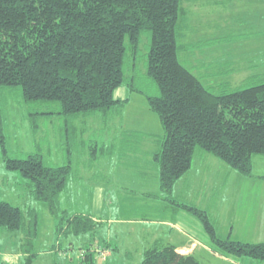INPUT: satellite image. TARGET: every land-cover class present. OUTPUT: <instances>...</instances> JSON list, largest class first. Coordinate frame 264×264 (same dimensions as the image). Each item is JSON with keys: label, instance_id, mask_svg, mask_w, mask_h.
<instances>
[{"label": "trees", "instance_id": "16d2710c", "mask_svg": "<svg viewBox=\"0 0 264 264\" xmlns=\"http://www.w3.org/2000/svg\"><path fill=\"white\" fill-rule=\"evenodd\" d=\"M181 10V0H0V91L19 87L23 103L32 106L33 120L57 115L67 126L80 115L119 116L127 102L114 97L120 86L144 95L164 130L153 161L165 196L190 169L195 150L251 177L252 157L264 155V80L221 94L203 84L178 58ZM144 32L151 36L145 75L157 87L154 95L124 72L127 56L137 54ZM51 106L58 108L51 111ZM2 110L0 104V155L6 171L19 173L32 198L47 207L59 239L93 236L99 224L90 216L59 207V196L72 179V146L66 139L71 129L64 131L67 151L61 166L47 165L39 153L11 158ZM178 206L200 222L216 253L264 264V243L222 239L206 211ZM26 216L28 221L21 208L0 198V230L23 235L21 264H32L40 224L35 209L29 208ZM90 245L79 264H97ZM139 264L199 263L166 246L145 251Z\"/></svg>", "mask_w": 264, "mask_h": 264}, {"label": "rangeland", "instance_id": "374dc122", "mask_svg": "<svg viewBox=\"0 0 264 264\" xmlns=\"http://www.w3.org/2000/svg\"><path fill=\"white\" fill-rule=\"evenodd\" d=\"M181 8L177 28L180 29V36L177 38L178 57L203 84L214 86V92L221 94L248 85L253 81L264 80V0H181ZM150 38L149 32L141 35L137 54L129 53L124 72L126 77L135 75V85L141 87L147 94L154 95L158 92L157 87L145 75ZM204 61L210 65L207 70H203L200 66L204 65ZM223 61L228 65L221 66ZM133 66L135 71H133ZM220 83L223 87H218ZM114 97L127 100L119 116L111 112L105 116L100 112L88 117L80 115L67 126V123L57 115L33 120L29 116V112H34L32 106L29 107L23 103L19 87L0 91L5 144L11 158L21 159L39 153L47 165L61 166L66 162V139L70 142L72 180L68 183L65 192L59 196L61 210H66L68 213H92L93 204L91 205V202L95 201L94 206L97 207L101 201L95 198L97 194L94 191L102 189V186H96L98 183L107 186L110 178L115 185L119 184L123 182L122 171H126L130 179L140 172L146 174L147 171L152 174L153 156L149 157V155L159 150L164 135L160 119L149 109L147 99L142 94L130 93L124 86H120L114 91ZM57 108L58 106H51L49 109L54 111ZM33 124H37L36 127ZM67 127L71 129L69 133L71 137L66 138L64 131ZM121 140L124 143L122 151L118 143ZM195 151L191 171L198 178L196 189L201 192L202 196L208 195L209 200L210 195H217V205L214 209H210L201 207L197 201L193 200L194 207L206 211L212 223H214L213 219L215 220L216 223L213 226L222 234L221 236L226 237L227 233L231 232V228L232 236H239L238 219L240 216L253 213V207L260 198L258 190H245L242 182H247L258 174H264V164L262 166L258 164V158H256L263 155L253 157L252 177H244L214 156L208 154L209 156L202 160L197 156L201 152ZM120 152L125 159L122 160L125 163V165L122 163V166L116 163ZM94 155L98 160L95 167H93ZM200 160L203 164L204 160H210L207 165L212 168L205 170V168L198 167ZM130 162L132 164H126ZM133 163L138 164L139 168H135ZM225 169L234 176L230 175V172L226 173ZM155 177H157L156 169ZM25 183L19 173L6 171L0 155V198L21 208L27 221L29 220L26 216L28 209L36 210L40 224L35 243L36 250L44 251L47 246L55 242L60 243L61 249L64 250V252L55 251L53 257L41 253L43 257H38L33 264H51L54 259L60 264H68L70 261L79 263L83 247H89L91 244V249L94 247L95 251L93 243L99 241L98 236L95 238L94 236L78 238L68 236L62 239L54 237L52 216L43 203L32 198L30 188ZM225 185H229L228 189L224 188ZM93 188L94 191H92ZM244 193L254 195V200L246 204L245 199L241 200V195ZM101 208L103 206H100ZM129 218H131L130 215ZM225 219L233 220V225L228 226ZM123 224L119 225L125 226L130 231L136 229L135 239L141 243L143 239L138 237L141 228ZM144 225L150 224L145 223ZM21 238L23 239L21 233L0 230V256L3 252L17 253L21 256L17 264H21L26 256L21 249L25 241ZM129 238H131L130 235ZM248 238L259 240L255 238L254 233H250ZM207 239L209 241L208 237ZM70 243L74 249L66 255L65 250ZM138 248L143 247L141 245ZM120 254L123 255V252L121 251ZM140 254H133V261H129L130 264H137L138 259H141ZM206 254L210 259L204 264H226L213 253L207 251ZM97 256V264L104 263L107 257L110 258L109 256L101 257L99 253ZM109 260L111 261L112 257ZM122 260L124 259L120 256H115L114 264L124 262Z\"/></svg>", "mask_w": 264, "mask_h": 264}, {"label": "crops", "instance_id": "0c3cea01", "mask_svg": "<svg viewBox=\"0 0 264 264\" xmlns=\"http://www.w3.org/2000/svg\"><path fill=\"white\" fill-rule=\"evenodd\" d=\"M221 63V66L228 65L227 63H225V61ZM182 64L184 65V63ZM202 65L203 64H201L200 66L203 68V70H207L210 67V65L206 63V61H204V65ZM118 143H120L119 149H121L122 151V144L124 143L122 142V140L118 141ZM119 149L117 151H119ZM155 152L156 151H154L153 154ZM202 153L203 152L198 153L197 155L202 160L209 156L206 153ZM153 154L149 155V157L153 156ZM194 154L192 157V162L194 161ZM119 155V161L117 160L116 163L120 164L121 166L123 164L125 165V163L122 162V160H125L123 154H121L120 152ZM253 157L252 164L254 163ZM256 158H258L257 163L261 164L262 166V164H264V155ZM149 162L151 163V161ZM192 162L190 169L174 184L170 196L163 195L160 190L158 168L154 161L153 163H151L153 164L152 174L147 173V171L146 174L144 172H140V174L137 173L134 178L133 176H131L133 179H130V176H127L126 171H122L123 173L121 178L123 182L115 185L109 178L107 181L109 182V184L107 186H103L98 183L96 186H102V189H96L94 191L93 188L92 191L97 194L95 198H99V200H101L99 202V205L97 206L99 208L94 206L96 204V202L94 201L91 202V205L93 204L92 213L74 212L70 214L88 215L93 219V221L99 224V229L93 235V238H95V236L99 237V241L97 243H93L96 248L95 251L94 247L93 249H91L90 246L91 251H94V253L97 251L95 254L97 262V253H99L101 257H112L111 261L109 260L110 258H105L104 263L102 264H114L115 256H120L122 259H124L122 260L124 262L120 264H130L129 261L133 259L132 256L135 253L138 255L140 254V251H142L143 254L145 253V251L152 248L161 249L166 246H172L176 253L183 256L192 255L199 264H204L205 261H208L210 259L206 254L207 251L213 253L214 256L218 257L220 260H223L226 264H262L251 259L247 261V259L224 257L216 253L213 250L212 245L208 241L206 235L204 234V230L200 222L196 220L190 213L178 206L179 204L195 206L192 203L193 200L197 201L198 204L201 205V207H209L210 209H214L217 205V195H210L209 200L208 195L202 196L201 192L196 189L198 178H196L195 173L191 171ZM198 162H200V165H198V167L200 168H205V170H209L212 168V166L207 165L210 160H204V164L201 160ZM97 163L98 160L94 163L93 167H95ZM126 164L130 165L132 164V162ZM133 166L135 168H139V165L136 163H133ZM155 169L157 171V177H155ZM113 170L116 169L113 168ZM224 171L226 173L230 172L227 169H225ZM232 174L230 172V175ZM235 178L237 181L238 177L236 176ZM126 179H128V181H126ZM242 184H244L245 190L256 189L260 192V198L257 204H255L253 207V213L245 216H240V218L238 219L239 236H232V228L231 232L227 233L228 235L225 237L221 236L222 234H220L215 227L216 234L222 239L224 237H230L233 240L245 243H264V174H258L249 179V181L247 182L243 181ZM228 186L229 185H225L224 188L228 189ZM67 187L68 185L63 192H65ZM244 199L247 202L246 204H248L251 200H254V195H246L244 193L241 195V200ZM211 205H213V207ZM100 206H103V208L100 209ZM129 215L131 218H129ZM213 222V225H215L216 222L214 219ZM145 223H148L150 225H144ZM225 223L228 226H232L233 220L225 219ZM53 224L54 225L52 232L54 234L55 221ZM119 224L139 226L141 230H139L140 236L138 237H141L143 239L142 242L139 243L138 240L135 239L136 229L130 231L125 226H121ZM250 233H254L255 238L259 240H249L248 237ZM129 235L131 236V238H129ZM54 237H56L55 234ZM37 238L38 237H36V240ZM36 240L34 241L32 246V252L36 254L32 264L38 257H43L41 256V253H45L46 256L53 257L55 251L64 252V250L61 249V244L58 242L51 243L50 245L48 244L49 246H47L44 251L36 250ZM141 245L143 248H138V246ZM73 249L74 247L72 243H70L65 250V254L69 255L70 251H72ZM86 249L87 246L83 247L81 249V252L83 253L84 251H86ZM121 251L123 252V255L120 254ZM142 254H140L139 256L141 257V259L143 256ZM19 258L21 259V256L17 253L11 252V254H7L6 252H3L0 256V264H17ZM141 259H138V262L136 263L139 264ZM56 263L60 264L58 260L54 259L52 260L51 264ZM68 264L79 263L70 261Z\"/></svg>", "mask_w": 264, "mask_h": 264}]
</instances>
